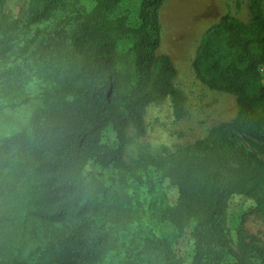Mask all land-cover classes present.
Wrapping results in <instances>:
<instances>
[{"label":"trees","instance_id":"trees-1","mask_svg":"<svg viewBox=\"0 0 264 264\" xmlns=\"http://www.w3.org/2000/svg\"><path fill=\"white\" fill-rule=\"evenodd\" d=\"M87 1L28 0L15 17L0 0V264H184L177 243L187 235L190 264H264L254 235L240 225L232 242L225 227L233 194L264 221L258 0L249 25L223 15L208 27L192 60L203 85L234 96L235 116L135 162L128 132L145 135L146 107L169 97L183 112L174 64L147 29L161 0Z\"/></svg>","mask_w":264,"mask_h":264},{"label":"rangeland","instance_id":"rangeland-1","mask_svg":"<svg viewBox=\"0 0 264 264\" xmlns=\"http://www.w3.org/2000/svg\"><path fill=\"white\" fill-rule=\"evenodd\" d=\"M86 7L90 1L81 0ZM28 0H6L4 10L15 17H21L26 11ZM137 11L139 5L128 6ZM258 14L264 25V0H258ZM150 20L155 16L156 25H149V36L158 39L156 54L168 55L175 67L173 83L182 98L183 112L177 115L173 100L169 97L153 102L146 107L144 121L146 133L136 136L130 130L125 148L127 161L135 162L168 153L205 137L208 131L222 122H229L236 114L234 96L207 88L196 77L192 60L201 34L214 25L221 16L228 15L249 25L252 21L251 0H161L155 11L148 8ZM146 29V30H147ZM121 46V44H119ZM264 82V65L260 67ZM227 136L238 148L256 152V142L228 133ZM109 130L106 138L113 140ZM93 169H97L94 168ZM106 172L105 178L108 176ZM170 200L176 197V189L165 183ZM252 200L233 194L227 205V236L235 242L236 231L243 228L244 234L254 235L256 242L264 248V221L252 213ZM177 250L190 264L192 246L189 236H184L177 243ZM247 264H261L251 260Z\"/></svg>","mask_w":264,"mask_h":264}]
</instances>
